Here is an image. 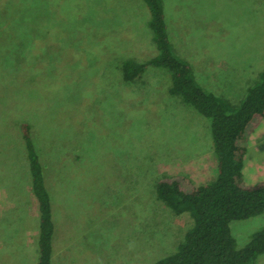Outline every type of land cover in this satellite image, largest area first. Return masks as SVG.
<instances>
[{
  "label": "rangeland",
  "instance_id": "rangeland-1",
  "mask_svg": "<svg viewBox=\"0 0 264 264\" xmlns=\"http://www.w3.org/2000/svg\"><path fill=\"white\" fill-rule=\"evenodd\" d=\"M162 2L195 78L239 105L264 68V0ZM149 16L143 0H0V264L38 259L21 122L54 206V264L150 263L176 251L193 225L157 199L156 183L216 177L210 122L168 94L164 68L148 66L130 82L121 70L127 58L156 53ZM252 136L247 183L264 180V129ZM262 225L264 213L230 223L239 246Z\"/></svg>",
  "mask_w": 264,
  "mask_h": 264
},
{
  "label": "trees",
  "instance_id": "trees-1",
  "mask_svg": "<svg viewBox=\"0 0 264 264\" xmlns=\"http://www.w3.org/2000/svg\"><path fill=\"white\" fill-rule=\"evenodd\" d=\"M149 10L156 53L145 61L127 58L121 70L132 81L148 66L167 71L168 94L177 95L205 116L211 127L217 159L216 177L195 184L185 175L166 176L156 183V197L174 213H188L193 225L176 251L145 264H252L264 255V225L239 246L230 223L264 213V180L246 183L243 175L248 137L264 118V68L239 105L198 82L193 66L170 39L162 0H143ZM31 174L30 188L38 200L39 235L36 264H52L55 222L44 166L27 122L19 124Z\"/></svg>",
  "mask_w": 264,
  "mask_h": 264
},
{
  "label": "crops",
  "instance_id": "crops-1",
  "mask_svg": "<svg viewBox=\"0 0 264 264\" xmlns=\"http://www.w3.org/2000/svg\"><path fill=\"white\" fill-rule=\"evenodd\" d=\"M231 67H232V64H230V63H227V62H225V64L223 65V68H224V71L226 70V71H231ZM226 75V74H225ZM228 84V83H227ZM230 93H228V95H229ZM230 95H232V94H230ZM227 95H225V97H226ZM226 98H228L229 99V97H226ZM262 129H264V118H263V120L261 121V123L258 125V127L251 133L252 135L257 131V133H261V131H262ZM258 131H260V132H258ZM252 135H249V137H248V144H247V151H248V146H249V144H250V141H251V139L253 138V136ZM247 151H246V154H247ZM246 154H245V156H246ZM245 156H244V161H245ZM251 166H253V168H254V164L253 165H251ZM244 171H245V165H244V167H243V175H244ZM255 174V173H254ZM262 175V174H261ZM258 176V175H257ZM260 181V180H259ZM256 182H258V181H256ZM247 183V182H246ZM53 217H54V206H53ZM54 222H55V218H54ZM55 231H56V224H55ZM55 231H54V236H53V256H52V264H54V254H55V248H54V237H55ZM37 262V261H36Z\"/></svg>",
  "mask_w": 264,
  "mask_h": 264
}]
</instances>
